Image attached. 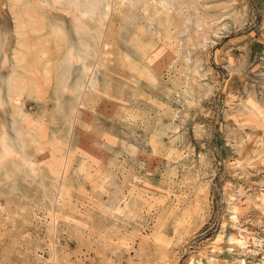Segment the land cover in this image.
Masks as SVG:
<instances>
[{
    "label": "rangeland",
    "instance_id": "obj_1",
    "mask_svg": "<svg viewBox=\"0 0 264 264\" xmlns=\"http://www.w3.org/2000/svg\"><path fill=\"white\" fill-rule=\"evenodd\" d=\"M80 1L0 0V264H264V0Z\"/></svg>",
    "mask_w": 264,
    "mask_h": 264
},
{
    "label": "bare ground",
    "instance_id": "obj_2",
    "mask_svg": "<svg viewBox=\"0 0 264 264\" xmlns=\"http://www.w3.org/2000/svg\"><path fill=\"white\" fill-rule=\"evenodd\" d=\"M47 1V0H46ZM64 1V0H63ZM66 1V0H65ZM74 1V5H75V8H77V11H79L78 13H79V20H78V24H82L81 22H82V20L83 19H85L86 18V16L89 14V12H88V10L86 9V7L84 6V4H82L81 3V1L80 0H73ZM52 2H53V4H57L58 5V3H60V2H62V0H52ZM166 3H168V2H166ZM47 4L49 5V3L47 2ZM98 4V3H97ZM112 4H113V2H112ZM46 6V5H45ZM101 6H102V4H101ZM167 6V5H166ZM104 6H102L101 8H103ZM111 7H112V5H111ZM113 8V7H112ZM168 8V7H167ZM97 9H98V7H97ZM82 52V51H81ZM80 52V53H81ZM81 59V58H80ZM76 63V62H75ZM95 67V66H94ZM94 67H90L89 66V68L87 69L88 71H87V76L89 77V80L90 81H92V80H94ZM87 79V78H86ZM88 80V79H87ZM86 80V81H87ZM93 82V81H92ZM91 82V83H92ZM87 83V82H86ZM179 112V111H178ZM177 112V113H178ZM177 116V114H175L174 116H173V119H175L174 117H176ZM171 120V122H170V127L172 126V124H173V121L174 120ZM175 125V124H174ZM177 126V125H176ZM172 128V127H171ZM2 133V132H1ZM173 133V132H172ZM177 134V133H176ZM4 137V136H3ZM6 137V136H5ZM6 139H4L3 140V142H2V146H3V148L2 149H4V153L6 152L7 154L9 153V152H11L10 150H9V145H7L6 144V141H5ZM0 143H1V139H0ZM174 143V142H173ZM176 143V142H175ZM177 144V143H176ZM175 148V147H174ZM15 151V150H14ZM14 151H12V153L14 152ZM135 153V150L132 148V149H130V151H129V154H132V155H135L134 154ZM14 154V153H13ZM12 155V154H11ZM1 156V155H0ZM5 156V155H4ZM9 157V156H8ZM5 158V157H4ZM3 158V159H4ZM0 159H1V157H0ZM2 160V159H1ZM0 162H2V161H0ZM2 165V164H1ZM29 168H30V166H29ZM32 170V169H31ZM33 171V170H32ZM34 173V172H33ZM252 189V188H251ZM254 191H255V189H254ZM256 192V191H255ZM257 203V202H256ZM57 204V203H56ZM258 204V203H257ZM259 204L261 205V206H263V208H262V210H264V188H260L259 189ZM258 204V205H259ZM53 207V206H52ZM52 207H51V209H52ZM54 208V207H53ZM235 214V213H234ZM241 228V227H240ZM9 233V232H8ZM257 233H258V231H257ZM260 233V232H259ZM233 234V233H232ZM233 236V235H232ZM239 237V236H238ZM230 238V237H229ZM253 238V239H252ZM251 239H252V241H253V247L254 248H252V249H250V253L253 255V256H255V258H256V256L257 255H261V259L264 261V235H262V234H254L253 235V237H252ZM230 239H232L233 240V238H230ZM240 240V239H239ZM234 242H238V238L237 237H234V240H233ZM233 242V243H234ZM243 242V241H242ZM15 244V243H14ZM230 244V243H229ZM248 244V243H247ZM235 245V244H234ZM233 245V246H234ZM251 245H252V243H251ZM251 245H249V246H251ZM231 246V245H230ZM241 246V245H240ZM110 247V246H109ZM158 247V246H157ZM235 247V246H234ZM244 247V246H243ZM245 248V247H244ZM248 250V249H247ZM56 258V257H55ZM260 258V257H259ZM262 260H261V262H262ZM49 261H51V260H49ZM49 261H47V263L49 262ZM46 262V261H45ZM44 262V263H45ZM244 262V261H243ZM192 264H195V262L193 263L192 262ZM197 264H200L199 262H197ZM209 264H213V262H209ZM240 264H244V263H240Z\"/></svg>",
    "mask_w": 264,
    "mask_h": 264
}]
</instances>
